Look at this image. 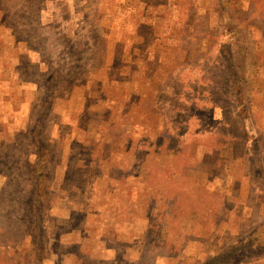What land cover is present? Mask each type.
<instances>
[{"label":"rangeland","instance_id":"1","mask_svg":"<svg viewBox=\"0 0 264 264\" xmlns=\"http://www.w3.org/2000/svg\"><path fill=\"white\" fill-rule=\"evenodd\" d=\"M167 4L0 0V264H204L264 227V0H190L185 9L199 70L221 73L225 26L244 30L253 114L229 108L226 153L208 132L198 147L165 145L152 106L171 102L156 56L177 45L165 20L180 12ZM185 152L201 162L179 177ZM35 165L50 190L31 206ZM248 249L239 264H264V232Z\"/></svg>","mask_w":264,"mask_h":264},{"label":"trees","instance_id":"2","mask_svg":"<svg viewBox=\"0 0 264 264\" xmlns=\"http://www.w3.org/2000/svg\"><path fill=\"white\" fill-rule=\"evenodd\" d=\"M169 2L171 1L165 0V4ZM188 3H190V0H174L169 5H166L170 12H180L179 14L177 13V20H165V28L170 31L169 33H171V27L175 26L176 38L169 40L173 44L177 43L173 49L174 53L171 51L165 54V56L156 54L157 58L165 62V99H170L171 102L168 104L165 102V106H161L160 99L156 98L152 107H155L157 110L160 107L158 113L165 120V145L172 142L174 144L179 143L178 146L180 147H198L207 140L204 134L208 132L210 135L208 139L212 138L214 141L213 150H221L223 151L222 153H226V145L222 142L224 139L227 140L228 136L227 122L229 119V108L234 107L239 115L242 113L244 115L246 113L247 116L253 114L250 107V96L248 98L250 86L248 85L249 72L245 56L246 48L242 42L244 40L241 37L244 34V30L239 29L238 24H234L233 22L228 26H225L223 22L226 31H230L232 36L227 38L220 46L222 61L224 62L222 63L221 73L216 69L208 68L204 71L205 67L199 70L197 69V65L200 64L197 62L199 58L194 59L193 51L190 49V38L194 32L191 31L189 17L185 15ZM237 3L240 4L239 1ZM219 4L220 15L225 16L226 9L223 4ZM236 13L239 18H242V16L244 18L248 14V10L245 12L243 7L239 6ZM257 14L263 24L262 31L264 34V4L260 7ZM178 17L179 20L182 19L179 23ZM53 39L65 42L62 36L61 38H57L56 35H53ZM155 40L156 38H153L152 42ZM143 59L146 62L149 61V65L152 67L156 63H153V55L148 52L143 53ZM217 69L219 70V68ZM54 76L52 81H55ZM145 78L152 79V74L145 76ZM229 94L232 105L228 106ZM245 121L247 122L244 118L241 126L243 133L245 128H248V123ZM256 137L255 132L247 140L257 139ZM217 138H220V140L218 141ZM260 145L264 148V144ZM262 148L261 150H263ZM177 149V146L170 148V150ZM184 150L186 149L184 148ZM185 153L181 154L184 158L183 164L176 166L178 171H181L179 177H182L185 171L188 172L189 168H196L195 163L201 162L196 157H191L190 153ZM172 156L176 158L177 156L180 157V154H173ZM253 162L256 171L258 163L256 161ZM38 168L36 170L35 165V172H39L36 174L38 187L34 196L29 199L31 206L47 198L50 190V186H48L50 178L42 174L41 166H38ZM260 175L264 176L263 170L260 171ZM5 195L3 193V196ZM12 199L17 203L23 201L20 200V197L10 198L5 202L7 208H9ZM2 210V206H0V211ZM263 232L264 227L255 233H251L249 237L245 236L246 241L237 239L229 248L216 257L209 258L204 264H239L249 254L248 251L251 249L248 248H252L258 243ZM43 264H46V261Z\"/></svg>","mask_w":264,"mask_h":264}]
</instances>
